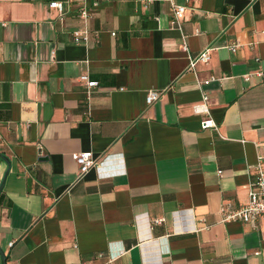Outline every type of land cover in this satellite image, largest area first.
I'll return each mask as SVG.
<instances>
[{
    "label": "crops",
    "instance_id": "crops-1",
    "mask_svg": "<svg viewBox=\"0 0 264 264\" xmlns=\"http://www.w3.org/2000/svg\"><path fill=\"white\" fill-rule=\"evenodd\" d=\"M172 1L181 29L170 0H0V264H264V226L220 212L264 158V0Z\"/></svg>",
    "mask_w": 264,
    "mask_h": 264
},
{
    "label": "built area",
    "instance_id": "built-area-1",
    "mask_svg": "<svg viewBox=\"0 0 264 264\" xmlns=\"http://www.w3.org/2000/svg\"><path fill=\"white\" fill-rule=\"evenodd\" d=\"M173 10V22L172 24L178 29L182 28V17L187 11V6L177 5L172 0H170ZM190 3L191 0H186ZM95 2L92 6H96ZM84 3L83 7L79 11V17L84 21H88L91 17V7ZM52 9H56L59 12L60 20L64 18L63 14V2L53 1L50 3ZM113 35H115L113 33ZM73 39L76 44H88L90 40V32L88 29L77 30L73 32ZM183 50L188 53L187 44L185 42V37L183 38ZM241 47L240 43L232 45L231 51L236 52ZM211 49H206L205 51L199 53L197 56H188V70L194 72L197 75V65L199 63L207 64L211 60L210 55ZM88 64V62H87ZM88 66V65H87ZM256 76L264 79V72L259 71L255 73ZM246 80H251V75H246L244 77ZM80 80L84 82L89 88L88 94L90 95V90L98 86L96 81H91L88 74H83ZM216 78H211L207 81H199L198 84L207 85L213 81H217ZM161 98V92L156 90H150L147 93L146 101L148 105H153ZM195 114H204L210 116L209 107V96L202 92L201 102L194 106ZM205 127H211L218 130V125L210 118L206 123ZM76 161L79 166V173L77 181L82 180L92 169L98 168V162L94 159L91 152L80 153L76 156ZM255 174L251 175L250 182L248 184V201L245 204L239 205V207L234 208L231 204L226 203L221 207V221L223 223L228 222H242L244 224L250 225L253 229L259 230L261 226H264V158L258 157L257 163L254 165ZM221 175L222 172H219Z\"/></svg>",
    "mask_w": 264,
    "mask_h": 264
},
{
    "label": "water",
    "instance_id": "water-1",
    "mask_svg": "<svg viewBox=\"0 0 264 264\" xmlns=\"http://www.w3.org/2000/svg\"><path fill=\"white\" fill-rule=\"evenodd\" d=\"M40 160L41 161H46V160H48V157H42Z\"/></svg>",
    "mask_w": 264,
    "mask_h": 264
}]
</instances>
